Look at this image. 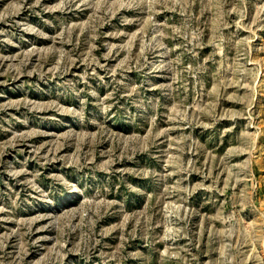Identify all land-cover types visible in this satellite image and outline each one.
Instances as JSON below:
<instances>
[{
    "label": "rangeland",
    "instance_id": "1",
    "mask_svg": "<svg viewBox=\"0 0 264 264\" xmlns=\"http://www.w3.org/2000/svg\"><path fill=\"white\" fill-rule=\"evenodd\" d=\"M0 264H264V0H0Z\"/></svg>",
    "mask_w": 264,
    "mask_h": 264
}]
</instances>
